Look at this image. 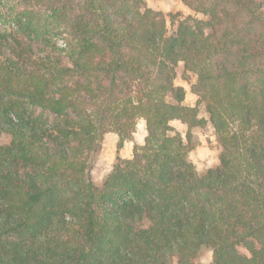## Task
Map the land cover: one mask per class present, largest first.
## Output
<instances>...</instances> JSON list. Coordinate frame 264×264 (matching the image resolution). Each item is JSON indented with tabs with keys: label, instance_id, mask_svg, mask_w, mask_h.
<instances>
[{
	"label": "trees",
	"instance_id": "obj_1",
	"mask_svg": "<svg viewBox=\"0 0 264 264\" xmlns=\"http://www.w3.org/2000/svg\"><path fill=\"white\" fill-rule=\"evenodd\" d=\"M178 1L204 20L168 35L146 0H0V264H264V0ZM207 124L221 152L200 174Z\"/></svg>",
	"mask_w": 264,
	"mask_h": 264
},
{
	"label": "rangeland",
	"instance_id": "obj_2",
	"mask_svg": "<svg viewBox=\"0 0 264 264\" xmlns=\"http://www.w3.org/2000/svg\"><path fill=\"white\" fill-rule=\"evenodd\" d=\"M146 2L150 9L162 12L166 15L168 35H172L176 32L178 21L183 20L184 18L191 16L204 20V17L201 14L191 12L178 0H146ZM171 16H174V18H171ZM57 38L55 39L56 42L62 45L63 41H59ZM187 77L189 80H187ZM195 80V76L185 75L184 66L180 63L177 67L175 85L185 89V105L189 107H194L197 100L196 96L191 92V83H194ZM200 116H204V113H201ZM172 125L184 138L186 137L188 130L186 124H183L180 121H174ZM146 135V123L143 120H139L134 142L127 143L125 145L119 153L120 157L124 159H131L133 156L134 145H143ZM117 142L118 136L116 134H106L101 143L100 151L94 157L90 169V176L97 187L102 185L116 162ZM4 143H7V140L1 138L0 144ZM192 143L194 150L190 153V159L195 164L197 171L200 174H203L208 169L215 168L219 165L221 148L210 124H207L205 127H197L192 130ZM211 261L212 251L210 249H204L200 259H198V263L210 264Z\"/></svg>",
	"mask_w": 264,
	"mask_h": 264
},
{
	"label": "crops",
	"instance_id": "obj_3",
	"mask_svg": "<svg viewBox=\"0 0 264 264\" xmlns=\"http://www.w3.org/2000/svg\"><path fill=\"white\" fill-rule=\"evenodd\" d=\"M125 159H129V158H125Z\"/></svg>",
	"mask_w": 264,
	"mask_h": 264
}]
</instances>
